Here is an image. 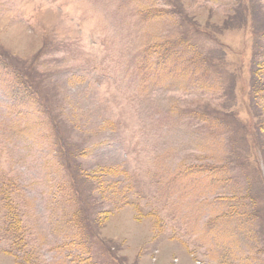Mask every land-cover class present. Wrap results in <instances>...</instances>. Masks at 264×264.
Segmentation results:
<instances>
[{
  "label": "rangeland",
  "instance_id": "rangeland-1",
  "mask_svg": "<svg viewBox=\"0 0 264 264\" xmlns=\"http://www.w3.org/2000/svg\"><path fill=\"white\" fill-rule=\"evenodd\" d=\"M0 264H264V0H0Z\"/></svg>",
  "mask_w": 264,
  "mask_h": 264
}]
</instances>
